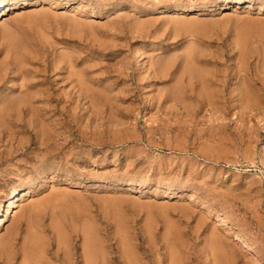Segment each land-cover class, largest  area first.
<instances>
[{
  "label": "rangeland",
  "instance_id": "374dc122",
  "mask_svg": "<svg viewBox=\"0 0 264 264\" xmlns=\"http://www.w3.org/2000/svg\"><path fill=\"white\" fill-rule=\"evenodd\" d=\"M20 1L0 18V264H264V0Z\"/></svg>",
  "mask_w": 264,
  "mask_h": 264
},
{
  "label": "bare ground",
  "instance_id": "6f19581e",
  "mask_svg": "<svg viewBox=\"0 0 264 264\" xmlns=\"http://www.w3.org/2000/svg\"><path fill=\"white\" fill-rule=\"evenodd\" d=\"M19 1H20V0H19ZM19 1H16V0H15V1H14V0H0V18H2V17L5 15V13H6V8H7L8 3H13V2L18 3ZM31 1H32V0H31ZM31 1H30V2H31ZM241 1H242V0H241ZM20 2H21V1H20ZM22 3H23V2H22ZM24 3H27V1L24 0ZM32 3H33V2H32ZM233 3H234V2H233ZM235 3H236V2H235ZM18 4H19V3H18ZM226 4H227V3H226ZM14 5H15V4H14ZM233 5H234V4H233ZM237 5H238V4H237ZM237 5H236V6H237ZM18 6H19V5H18ZM22 6H23V5H22ZM228 7H229V6H228ZM231 7H232V6H231ZM233 7H234V6H233ZM3 18H4V17H3ZM1 20H2V19H1ZM3 24H4L3 26H5V23H3ZM6 25H7V23H6ZM9 25H10V24H9ZM9 25H7V27H10ZM0 26H1V25H0ZM1 27H2V26H1ZM3 29H4V27H3ZM6 29L8 30V29H10V28H6ZM6 29L4 30V32H3V30H0V31H2V32L5 34ZM2 32H1V33H2ZM10 32H11V34L13 33L12 31H10ZM3 33H2V34H3ZM7 34H8V35H7ZM9 34H10V33H6V35H3V36H5V37L8 36L9 38H12L13 34H15V33H13V34L10 35V36H9ZM16 37H18V39H16ZM19 37L22 38V36H18V35H15V37H13V38H15V39L18 41V40L20 39ZM6 39H8V38H6ZM15 39H14V40H15ZM10 40H11V39H10ZM14 40L12 39V41H14ZM16 40L14 41L15 43L17 42ZM23 40H24V39H23ZM23 40H22V39L19 40V41H18L19 43L17 42L16 45L18 46V44L21 43V46H20V47H24V48H25L26 45H27L26 43H29V40H28V41H25V40L23 41ZM26 40H27V39H26ZM12 41H11V42H12ZM21 41L24 42V43H23L24 46L22 45V42H21ZM7 42H8L7 45H9V39L7 40ZM11 42H10V44H13V42H12V43H11ZM25 42H26V43H25ZM15 43H14L13 46L15 47V49H17V47L15 46ZM30 43H31V42H30ZM32 45H33V44H32ZM11 46H12V45H11ZM28 46H30V45H27V47H28ZM7 47H9V46H7ZM14 47H13V49H14ZM20 47H19V48H20ZM27 47H26V48H27ZM31 47L33 48V46H31ZM9 48H12V47H9ZM19 48H18V49H19ZM24 48H23V49H24ZM28 48H29V47H28ZM18 49H17V50H18ZM20 49H21V48H20ZM9 50H10V49H9ZM34 50H35V49H34ZM193 50H194V49H193ZM19 51H20V50H18V51L15 53V50H14V53H15V54L13 53V54H14L13 61H14V63L16 64L17 69L20 70V73L23 74V73L25 72V74H26V71L29 69L28 67L30 66L29 64L32 63V62H31L32 59H31V56H30V54H32V53H30L31 50L28 51V52H23V51H22L23 53H22V52H19ZM186 51L188 52V50H186ZM190 51H191V50H190ZM194 51H195V50H194ZM31 52H36V50H35V51L32 50ZM38 52H39V51H38ZM187 52L184 51V53H187ZM191 52H192V51H191ZM191 52H190V53H191ZM29 53H30V54H29ZM143 53H144V52H143ZM36 54H37V53H36ZM192 54H193V53H192ZM70 55H71V54H70ZM70 55L68 56V57H69V59H68L69 61H70V57H71ZM141 55L144 56L143 54H141ZM183 55L185 56V55H188V54H183ZM195 55H196V51H195ZM195 55H194V59H192V60H195V61H196L197 58L195 59ZM190 56H191V55H190ZM38 57H39V56H38ZM73 57H74V56H73ZM185 57L188 58L189 55H188V56H185ZM185 57H184V59H185ZM192 57H193V56H192ZM192 57H191V58H192ZM196 57H197V55H196ZM169 58H170V57H169ZM187 58L185 59V61L187 60ZM189 58H190V57H189ZM189 58H188L189 61H186L187 63L190 62V59H189ZM65 59H67V58H65ZM141 59H143V57H142ZM144 59H145V58H144ZM71 60H72V59H71ZM158 60H161V59H158ZM162 60H163V59H162ZM192 60H191V61H192ZM34 61H35V60H34ZM30 62H31V63H30ZM74 62H76V59H75ZM139 62H140V61H139ZM152 62H154V61H152ZM192 62H194V61H192ZM2 63H3V62H2ZM144 63H145V62H144ZM162 63H163V61H162ZM3 64H4V63H3ZM70 64H72L71 61H70ZM195 64H196V62H195ZM73 65H74V64H72V66H73ZM140 65H141V64H140ZM161 65H162V64H161ZM193 65H194V64H193ZM193 65H192V66H193ZM197 65H198V63H197ZM75 66H77V65H75ZM159 66H160V65H159ZM162 66H163V65H162ZM198 66H199V65H198ZM198 66H197V67H198ZM164 67H165V66H164ZM197 67H196V68H197ZM70 68H73V67L70 66ZM77 68H78V67H77ZM75 70L78 71L79 68L76 69V67H75ZM81 70H84V69H81ZM31 71H32V70H31ZM34 71H35V70H34ZM71 71H72V70H71ZM84 71H85V70H84ZM197 71H198V70H197ZM29 72H30V71H29ZM69 72H70V71H69ZM75 72H76V71H75ZM79 72H81V71H79ZM27 73H28V71H27ZM76 73H77V72H76ZM160 73H161V72H160ZM193 73H194V72H193ZM198 73H199V72H198ZM28 74H29V73H28ZM28 74H27V75H28ZM70 74H71V73H70ZM72 74L74 75V73H72ZM72 74H71L70 76H72ZM79 74H80V73H79ZM83 74H84V73H83ZM83 74H80V75H83ZM23 75H24V74H23ZM75 75H76V74H75ZM77 75H78V73H77ZM77 75H76V76H77ZM6 76H7V75H6ZM84 76H85V74H84ZM24 77H25V76H24ZM78 77H79V76H78ZM81 77L83 78V76H81ZM81 77H80V78H81ZM85 77L87 78V76H85ZM85 77H84V78H85ZM82 78H81V79H82ZM84 78H83V79H84ZM86 78H85V82H88ZM22 79H23V78H22ZM73 79H76V80H77L78 78H73ZM81 79H80V80H81ZM83 79H82V80H83ZM2 80H3V79H2ZM24 80H25V79H24ZM76 80H75V81H76ZM78 80H79V79H78ZM4 81H5V80H4ZM0 82H1V81H0ZM38 82H39V81H38ZM41 82H42V81H41ZM78 82H79V81H78ZM81 82H82V81H81ZM81 82H79V83H81ZM28 83H29V82H28ZM30 83H31V82H30ZM75 83H76V82H75ZM83 83H84V80H83V82H82L81 84H83ZM89 83H91V81H90ZM24 84H25V82H24ZM38 84H39V83H38ZM31 85H32V84H31ZM33 85H34V84H33ZM39 85H40V84H39ZM84 85H85V84H84ZM84 85H83V87H84ZM176 85H177V84H176ZM35 86H36V88L38 89L37 85H35ZM81 86H82V85H81ZM89 86H90V85H89ZM91 86H93V85H91ZM28 87H29V86H28ZM96 87H97V85H96ZM25 88H26V87H25ZM25 88H23V89H25ZM31 88H32V87H31ZM33 88H35V87H33ZM77 88H78V87H77ZM79 88H80V87H79ZM88 88H89V87H88ZM93 88H94V86H93ZM98 88H100L101 90H103L101 87H98ZM175 88H176V87H175ZM29 89H30V87H29ZM29 89H28V90H29ZM85 89H86V88H85ZM90 89H91V88H90ZM90 89H89V90H90ZM30 90H31V89H30ZM82 90H83V88H82ZM177 90H178V89H177ZM244 90L247 92V95L250 93V90H249L248 88H247V89H244ZM248 90H249V92H248ZM36 91H37V90H36ZM80 91H81V90H80ZM91 91H92V90H91ZM98 91H100V90H98ZM174 91H175V90H174ZM245 91H244V92H245ZM20 92H22V93H20V94L23 95V96L21 97V100H25V101H27V102H31V101H32V102H35V100L33 101V99H35V98L37 97V95H38L37 92H34V93H32V92H27V91H26V93H24V91H20ZM48 92H49V91H48ZM89 92H90V91H89ZM246 92L244 93V97H245ZM43 93H45V92H43ZM81 93H82V92H81ZM90 93H91V92H90ZM93 93H95V92H93ZM93 93H92V94H93ZM103 93H104V92H103ZM105 93H106V92H105ZM241 93H243V92H241ZM18 94H19V93H18ZM18 94H17V95H18ZM83 94H84V93H83ZM88 94H89V93H88ZM97 94H98V92H97ZM106 94H107V93H106ZM17 95H15V98H16ZM45 95H46V94H45ZM80 95H81V94H80ZM107 95H109V94H107ZM249 95H250V94H249ZM88 96H89V95H88ZM13 97H14V96H13ZM85 97H86V96H85ZM94 97H95V96H94ZM101 97H102V96H101ZM101 97H100V98H101ZM242 97H243V96H242ZM86 98H87V97H86ZM247 98H249V96H247ZM10 99H12V98H10ZM13 99H14V98H13ZM16 99H17V98H16ZM16 99H15V100H16ZM94 99H95V98H94ZM94 99H93V100H94ZM106 99H107V98H106ZM244 99H245V98H244ZM8 100H9V99H8ZM8 100H7V101H8ZM15 100L12 101L13 103H9V104H11V107L13 106V108H14L15 105H16V103H14ZM107 100H109V99H107ZM107 100H106V101H107ZM7 101H6V102H7ZM10 101H11V100H10ZM61 101H62V100H61ZM95 101H97V100H95ZM98 102H99V101H98ZM4 103H5V101L2 102V104H4ZM7 103H8V102H7ZM48 103H49V102H48ZM103 103H104V102H103ZM209 103L211 104V102H209ZM246 103H247V102H246ZM250 103H251V102H250ZM5 104H6V103H5ZM5 104H4V105H5ZM21 104H22V103H21ZM33 104H34V103H33ZM35 104H36V103H35ZM95 104H97V103H95ZM6 105L9 106L8 104H6ZM6 105H5V106H6ZM0 106H1V105H0ZM5 106H4V107H5ZM1 107H2V108H1ZM1 107H0V109L4 110V109H3V106H1ZM19 107H20V106H19ZM36 107H37V106H36ZM95 107H96V106H95ZM101 107H102V106H101ZM246 107H247V106H246ZM248 107H249V106H248ZM18 109H19V108H18ZM38 109H39V108H38ZM98 109H99V108H98ZM2 110H0V112H1ZM12 111H14V110H12ZM22 111H23V110H22ZM38 111H39V110H38ZM36 112H37V111H36ZM8 113H9V112H8ZM38 113H39V112H38ZM1 114H2V112H1ZM1 114H0V116H1ZM3 114H4V113H3ZM39 114L41 115V112H40ZM3 118H4V117H3ZM3 118H2V119H3ZM6 118H7V117H6ZM2 119H1V121H2ZM7 119H8V118H7ZM40 119H41V118H40ZM42 119L44 120L43 116H42ZM3 120H4V119H3ZM5 120H6V119H5ZM32 120H33V119H32ZM6 121H7V120H6ZM10 121H11V120H10ZM2 122H3V121H2ZM2 122H1V123H2ZM8 122H9V121H8ZM3 123H4V122H3ZM10 123H11V122H10ZM7 124H8V123H7ZM7 126H9V124H8ZM44 131H45V130H44ZM48 132H49V131H48ZM45 133H46V132H45ZM49 135H50V134H49ZM40 136H41V135H40ZM50 136H51V135H50ZM43 138H44V137H43ZM45 139H46V138H45ZM48 145H49V144H48ZM55 157H56V156H55ZM49 158H50V157H48V159H49ZM58 163H60V162H58ZM44 167H45V166H44ZM49 167H50V164H49ZM47 169H48V168H47ZM51 169H52V168H51ZM59 169H60V168H59ZM47 171H48V170H47ZM49 171H50V170H49ZM55 171H56V170H55ZM53 172H54V170H53ZM46 174H47V173H46ZM43 175H45V172H44ZM43 177H44V176H43ZM42 179H43V178H42ZM27 182H28V180H27ZM32 182H34V180H33ZM35 182H36V181H35ZM81 183H82V182H81ZM25 184H26V183H25ZM33 185H34V184H33ZM12 189H13V188H12ZM26 190H27V189H26L25 185H22L21 187L14 188L13 191H12L11 193H9V195L6 194V195H7V198H6L7 200H6V202H5V205H3V206H5V208H6V206H7V210H6L7 213L11 212L10 210H11L14 206L17 205V199H18V197L21 195V192H23V193H27V192H25ZM27 191H28V190H27ZM17 206H18V205H17ZM5 217H6V216L4 215V218L2 219V217L0 216V226L2 225L3 220H6ZM8 219H9V217H8ZM61 225H62V223H61ZM33 226H34V225H33ZM0 229H1V228H0ZM27 232H28V231H27ZM213 235H214V234H213ZM219 236H220V235H219ZM216 238H217V237H216ZM211 239H212V238H211ZM211 239H210V240H211ZM219 239H220V238H219ZM26 240H27V238H26ZM45 241H46V240H45ZM225 241H227V240H225ZM214 242H215V241H214ZM214 242H213V243H214ZM31 243H32V246L34 245L33 247H35V246H40L39 242H38L36 239H32ZM225 243H227V242H225ZM26 245H28V244H26ZM29 245H30V244H29ZM25 247H26V246H25ZM28 247H30V246H28ZM83 247H84V246H83ZM222 247H223V246H222ZM36 248H38V247H36ZM47 248H48V247H47ZM60 248H61V247H60ZM45 249H46V248H45ZM49 250H50V249H49ZM225 251H226V250H225ZM42 252H43V250H42ZM66 253H68V252H66ZM73 253H74V252H73ZM82 253H83V252H82ZM90 253H91V252H90ZM95 253H96V252H95ZM215 253H217V252H215ZM47 254H49V253H47ZM54 254H55V253H54ZM62 254H63V253H62ZM85 254H86V253H85ZM105 254H106V253H105ZM58 255H59V254H58ZM76 255H77V254H76ZM26 256H27V255H26ZM30 256H33V252L30 254ZM46 256H47V255H46ZM64 256H65V255H64ZM91 256H92V255H91ZM57 257H58V256H57ZM59 257H60V256H59ZM102 257H103V255H102ZM220 257H221L222 259H224L225 255L221 254ZM73 258H74V257H73ZM84 258H85V257H84ZM217 258H218V257H217ZM221 258H219V261H220ZM40 259H41V258H40ZM86 259H87V258H86ZM27 260H28V259H27ZM93 260H94V259H93ZM34 261H37V260H34ZM49 261H50V260H49ZM57 262H58V261H57ZM222 262H223V261H222ZM88 263H89V262H88ZM93 263H94V262H93ZM228 263H229V262H228ZM37 264H38V263H37ZM40 264H41V263H40Z\"/></svg>",
  "mask_w": 264,
  "mask_h": 264
}]
</instances>
